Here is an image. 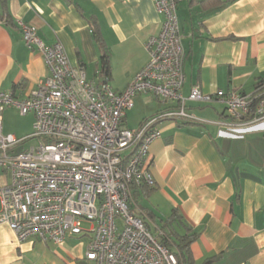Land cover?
<instances>
[{
    "label": "crops",
    "instance_id": "1",
    "mask_svg": "<svg viewBox=\"0 0 264 264\" xmlns=\"http://www.w3.org/2000/svg\"><path fill=\"white\" fill-rule=\"evenodd\" d=\"M177 13L186 53L184 97L196 86L209 96L250 94L264 82V0H183ZM19 21L34 27L45 45L61 43L88 79L123 92L148 63L146 44L164 18L152 0H0V92L22 100L49 70L40 53L26 48ZM169 107L138 95L125 125L136 129ZM187 107L205 122L158 124L162 137L150 149L155 186L132 188V210L156 237L170 229L197 234L191 264H264V125L232 135L219 124L227 120L222 104ZM28 116L33 131L34 116ZM3 133L17 138L4 126ZM8 179L0 172V184ZM89 242L83 234L58 246L19 243L0 226V264H93L85 259Z\"/></svg>",
    "mask_w": 264,
    "mask_h": 264
},
{
    "label": "built area",
    "instance_id": "2",
    "mask_svg": "<svg viewBox=\"0 0 264 264\" xmlns=\"http://www.w3.org/2000/svg\"><path fill=\"white\" fill-rule=\"evenodd\" d=\"M152 1L163 27L146 44L148 63L123 92L106 80L88 79L61 43L45 45L34 27L18 22L26 48L40 53L49 70L25 99L0 92V172L9 177L0 184V226L19 243L58 246L85 234L90 236L85 259L93 264H181L131 206L133 187L155 186L150 149L162 137L158 124L204 123L187 103L216 101L227 115L219 124L232 135L264 125V85L250 94L231 90L209 96L196 86L188 97L182 95L186 53L177 10L183 0ZM138 95L170 107L129 129L126 115ZM8 108L34 116L30 136L3 133ZM35 138L41 140L38 146L17 152Z\"/></svg>",
    "mask_w": 264,
    "mask_h": 264
},
{
    "label": "trees",
    "instance_id": "3",
    "mask_svg": "<svg viewBox=\"0 0 264 264\" xmlns=\"http://www.w3.org/2000/svg\"><path fill=\"white\" fill-rule=\"evenodd\" d=\"M103 59L104 72L105 74H109V63L107 61V57H104ZM262 85H264V82L258 84L255 89L261 87ZM177 218V214L174 213V219ZM172 221L173 220L167 221V224L170 225ZM197 237L198 235L193 233V231L188 228L184 236H180L170 229L167 235L157 238L178 257L181 264H191L190 245L197 239Z\"/></svg>",
    "mask_w": 264,
    "mask_h": 264
},
{
    "label": "rangeland",
    "instance_id": "4",
    "mask_svg": "<svg viewBox=\"0 0 264 264\" xmlns=\"http://www.w3.org/2000/svg\"><path fill=\"white\" fill-rule=\"evenodd\" d=\"M155 103L156 101L153 100ZM159 103V102H158ZM161 104V103H159ZM31 117L22 116L20 112L16 110H12L11 108H8L4 114V129L5 131H11V133L15 134L17 138L25 137L26 135H31L33 131H31ZM246 137V136H245ZM40 139H31L21 145L17 152H23L25 150H28L32 147H36L40 144ZM87 224L84 223V227H86Z\"/></svg>",
    "mask_w": 264,
    "mask_h": 264
}]
</instances>
